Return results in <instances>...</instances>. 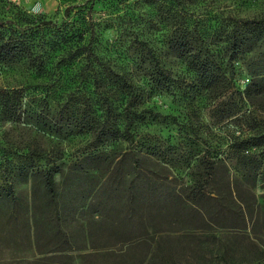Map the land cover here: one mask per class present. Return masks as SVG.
I'll return each mask as SVG.
<instances>
[{
    "label": "rangeland",
    "instance_id": "obj_1",
    "mask_svg": "<svg viewBox=\"0 0 264 264\" xmlns=\"http://www.w3.org/2000/svg\"><path fill=\"white\" fill-rule=\"evenodd\" d=\"M40 18L45 70L0 61V264H264V0H0L5 40Z\"/></svg>",
    "mask_w": 264,
    "mask_h": 264
},
{
    "label": "trees",
    "instance_id": "obj_2",
    "mask_svg": "<svg viewBox=\"0 0 264 264\" xmlns=\"http://www.w3.org/2000/svg\"><path fill=\"white\" fill-rule=\"evenodd\" d=\"M70 8L71 6L66 7V15L69 14ZM251 21L259 25L261 23H264V18L251 19ZM1 22L2 20H0V61H2L3 59L6 60V57H17L19 53L23 52L29 63H31V65L36 68V71H38L39 73L41 71L43 72L45 70V67L43 66V56L46 55L48 48L46 42L42 40L41 37H38L41 30L40 26H45L44 28H48L55 26L56 22L43 18L27 21L26 25H28V27H24V33L27 34L20 37H12L8 34L10 40H5V33L3 32L5 28L3 26V23ZM29 27L31 29L29 30V32H27ZM90 53H92V50L88 49L87 54ZM92 55L96 58V60L98 59V56L96 54L92 53ZM9 96L7 95V99H9ZM15 99H18L16 95H14L11 104H14L13 102L15 101ZM44 180L45 186L50 191L51 195H54L55 181L53 177L50 174L45 173Z\"/></svg>",
    "mask_w": 264,
    "mask_h": 264
}]
</instances>
